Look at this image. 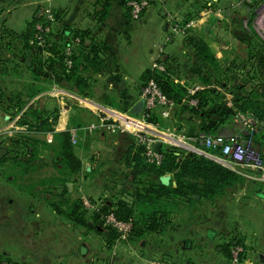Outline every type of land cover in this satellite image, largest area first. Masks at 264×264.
<instances>
[{"label":"trees","instance_id":"obj_1","mask_svg":"<svg viewBox=\"0 0 264 264\" xmlns=\"http://www.w3.org/2000/svg\"><path fill=\"white\" fill-rule=\"evenodd\" d=\"M53 12L56 20L58 12ZM39 18H33L23 32L11 34V40L4 43L3 50H10L11 43L15 41L18 44L15 48L18 57L5 59L0 45V108L9 118L19 114L21 125L29 131L42 134L52 132V139L47 142L34 135H20L13 140L14 148L7 152L12 155L0 158L1 165L7 162L1 172L7 182L20 192L43 200L55 213L63 215L73 224L95 231L108 246L119 235L115 229L104 224V214L113 212L118 219L131 221L130 235H139L142 231L161 235L174 230V215L184 213L187 215L186 222L190 223L196 217L202 201H212L215 197L223 196L228 188L243 182L240 175L215 161L202 155L191 154L187 157L169 145H161L163 159L159 165L149 163L142 155L143 148L132 140L125 146L120 158L97 164L96 167L92 165L89 171H84L82 160L75 150L80 139L73 144L69 130L80 128L86 123H72L69 128L57 132L53 130L59 117L57 108L41 109L36 101L32 105L27 104L55 83L52 78L54 75L61 83L69 85L70 90L79 93L87 85L82 75L85 66L80 71L79 62L86 60L98 70L103 67V59L99 47L85 45L82 35L58 38L48 35L44 46L37 45L34 26ZM207 20L210 24L219 21L212 16ZM197 22L183 34L188 48L186 50L192 56L191 64H194L188 65L190 58L183 62V66L189 67L183 79L174 72L183 67L176 66L177 58L162 54L156 63L163 65L164 69H146L141 75L142 85L153 80L162 93L174 102L176 115L182 110L188 111L191 116L210 119L213 125L206 133L212 134L218 132L219 126L232 121V113L224 108L225 102L222 99L223 94L230 95L235 110L250 113L257 120L258 130L239 136L250 143L253 140L264 158V44L261 41L253 44L252 40L244 38L238 42L246 50L242 56L237 46L234 47L229 40H223L220 44L232 49L223 50V56L218 57L208 38L206 40L204 37L211 33V25L207 22L199 25ZM2 37L0 35L1 40ZM69 46L72 48L67 55L65 48ZM85 47L86 53L77 54V51ZM233 56L234 59L229 60ZM66 59L70 60V65ZM194 84L201 88L193 95L198 98V104L190 107L187 100L192 95L188 88ZM211 101L220 102L212 105ZM213 115L218 119H212ZM160 117L154 112L148 120L157 125ZM175 118L171 116V119ZM209 151L219 154L218 149ZM41 157L44 159L40 160ZM49 162L56 173L45 179L35 178L34 174L40 171V166ZM105 164L110 166L102 171L101 167ZM95 173L106 177L102 188L107 194L100 200L99 209L91 211V216L87 218L81 201L71 198L66 183H74L81 176L89 177ZM165 173L171 175L168 185L159 181V177ZM194 194L199 195V199H195ZM235 240L229 245H233ZM225 251L228 254V244ZM240 259L243 261L244 254ZM187 264L197 262L188 260Z\"/></svg>","mask_w":264,"mask_h":264},{"label":"crops","instance_id":"obj_2","mask_svg":"<svg viewBox=\"0 0 264 264\" xmlns=\"http://www.w3.org/2000/svg\"><path fill=\"white\" fill-rule=\"evenodd\" d=\"M126 1L0 0V35L5 36L2 40L0 39L2 56L5 59L18 57L15 49L18 44L14 41L11 43L12 49L3 50L4 43L8 39L11 40L9 38L11 34L23 32L33 18L40 14L43 7H50L58 12L52 24V36L58 38L82 35L85 45L93 44L99 47L104 64L102 68L96 70L80 57L82 60L79 62V70L81 71L85 66L82 75L87 83L82 91L78 93L70 90L69 85L61 83L54 75L52 78L55 83L37 96L52 95L48 99L55 103L65 99L75 108L82 106L86 108V104L91 106L103 104L117 110H129L140 100L142 73L146 69L153 68L162 54L177 58L188 49L184 36L171 32L173 23H183L192 18L196 21L198 18L194 16L200 17L206 14L208 5L211 4L212 7L220 9L219 5L228 4L235 7L238 4V0H162L153 2L139 19L132 20L127 12ZM234 35L236 36L235 33ZM244 38L238 30V42ZM260 41L264 44V39ZM223 46L227 47V45ZM86 49L87 47L80 49L77 54L86 53ZM63 94H72L75 98L72 99ZM83 94L86 96H82ZM53 95H57L58 98H54ZM42 99L35 100L41 109L45 107V100H47ZM29 103L28 106L32 105L34 100ZM65 107L66 110L69 109ZM224 108L230 109L228 106ZM2 111L0 108V117L6 120L7 117ZM172 116H177L174 109ZM212 118L218 119L216 115ZM198 122L207 124V129L213 125L206 118H198ZM228 123L236 126L232 121ZM228 123L219 126L216 134H222L227 129ZM237 129L236 133L246 134L239 127ZM79 157L84 170L89 171L87 167L91 168V161H87L88 158L84 159L80 155ZM84 160L86 161L83 162ZM227 169L240 175L243 182L228 188L223 196L206 202L208 209L216 213V219L209 221L233 225L236 232L234 237L238 236L234 243L238 241L245 250L244 264H264V237L255 236L254 227L251 226L256 223L255 217H259L258 214L261 213L260 203L264 201V187L261 190L256 187L254 180L250 179L246 173L237 169ZM4 179L0 172V260L7 257L14 264H113L112 262H73L72 259L76 258L73 244L78 240L83 244L84 238L93 241L99 234L90 230L70 235L67 227L72 223L66 217L55 213L43 200H35V197L20 192ZM79 180L81 181L79 191L92 188L100 197L107 194L104 189L101 191L100 187H96L98 190L89 187L91 185L87 183L88 177L81 176ZM73 190L76 194L77 188L73 187ZM227 197L235 205L225 209L222 203ZM262 214L264 216V210ZM259 219L261 220L260 217ZM176 240H178L177 235ZM194 245L195 249L199 248L201 245L199 238H196ZM92 250V254L100 252L95 246H92ZM179 252V249L175 250L176 255Z\"/></svg>","mask_w":264,"mask_h":264},{"label":"rangeland","instance_id":"obj_3","mask_svg":"<svg viewBox=\"0 0 264 264\" xmlns=\"http://www.w3.org/2000/svg\"><path fill=\"white\" fill-rule=\"evenodd\" d=\"M219 7H221L223 12L226 10L224 13L222 12L220 16L209 14L207 10L206 14H202L198 19L197 17L199 15L194 16L198 21L197 23L200 24H202L203 22L209 23L207 19L211 16L219 20L215 24L209 23L211 25L209 27L211 33H207L204 36L206 40L208 38L210 45L212 46L213 50L216 51L215 54L218 57L223 56V50L229 51L230 49H232H228V47L220 44V42L223 40H229L230 43L235 45L234 47L237 46V51H239L240 55H245L243 53L246 52L245 48H243L244 45L241 47L238 43V39L236 38L238 37V30L241 31V34L244 35L247 40H252L253 44L257 42V40L260 41L261 39H264V0H238V4L235 7H231L228 4L219 5ZM41 11L40 13H42ZM234 33L236 34V36L234 35ZM191 57L192 56L190 51L185 50L180 54V56L177 57L176 66H183V62H185L187 58H190V63L188 65L194 66L193 63L191 64ZM233 59L234 56L230 57L229 60ZM172 67L174 66L172 65ZM174 69L175 68H173V71ZM188 69L189 67L187 65H184L179 69V71L174 72H176L177 75H179L180 78L183 79L185 74L189 72ZM49 96L52 95L35 96L29 102L31 103L33 100L35 101L38 98H45L47 99L45 100L46 105L44 107L46 110H52L58 107L59 117L57 119L56 125H54L53 127V130L58 132L69 128L72 123L83 122L87 124L93 121L95 115L93 112L89 111V109L83 106L75 108L73 104L65 99L58 100V103H55L53 100L48 99ZM53 96L54 98H58L57 95ZM67 97L72 98L71 96ZM229 97L231 99L230 95L223 94L222 99L225 102L224 107L228 106L230 108L228 110L232 112L233 103L230 102ZM211 102V104L214 105L219 104L220 101ZM65 106L69 107V109L66 110ZM63 110L64 112L60 114V111ZM174 110L176 109L174 108ZM2 112L6 115L7 118L6 120H3L2 117H0V122L2 123V127L0 128V149L4 151L3 154H0V158L3 156H6V158H8L12 155L11 153L7 152L13 150L14 146L12 144V141L16 140L20 135H34L36 137L42 138L47 142L51 141L52 132H45L42 134L37 133L36 131L34 132L33 130L29 131L26 126L23 127V125H21L19 121V114L9 118L8 114H6L4 111ZM156 113L158 114L157 110ZM226 126L227 129L224 130V132L221 131L222 134L229 135L238 132L236 126H232L231 124L229 125V123ZM157 127L161 130H168L172 132L177 136V140H180L186 144L190 143V139L192 137L200 133H206L207 130V124L199 123L198 117L191 116L188 111L182 110L178 112L175 119H171V117H160V122L157 124ZM131 140L133 141V138L127 133H108L105 130H97L96 132L90 134L82 133L79 144H77L75 150L78 156L80 155L82 156V158L84 157V159L88 158L87 161H91L92 165L96 167L97 164L108 161H115L117 158H120L123 151L125 150V146ZM251 145L256 151L262 154L261 149L255 144L253 140L251 142ZM169 146L175 147L184 153L186 152V150L183 148L184 146L177 143L173 142V145ZM43 159V157L40 158V160ZM85 161L86 160H84L83 162ZM6 166L7 162L3 165L0 164V172H2ZM109 166L110 165L106 164L103 165L101 167L102 171ZM235 169L248 175H253V171L249 167L238 165L235 167ZM54 173H56V170L50 166V162L43 163V165L40 166V171L34 174V177L40 180L45 179L46 177L51 176ZM78 179L74 183H72L74 184V186H72V184L70 186L69 192L71 194V198H78L81 201V198L85 197L93 202H100L101 199L105 198V196L100 197V195H96L97 191L92 190V188H88L87 190L81 189V191H79V185L81 184V181H78ZM4 180L6 181V179ZM105 180L106 177L95 173L92 176L88 177L87 183L91 185L89 187H93V189H97L96 187H100L102 191ZM254 182L256 184V187H259L260 190L263 189L264 182L259 180H254ZM73 187L77 188L76 194L75 190H73ZM36 199L38 198H35V200ZM206 202V200L202 201V204L199 207V211L195 215L196 217L190 223L186 222L187 215H185L184 213H178L174 215L173 221L175 222V227L174 230L170 231L169 233L165 232L159 235L142 231L141 234L129 235L126 239H121L118 236L117 238L113 239L112 244H110L109 246L105 243L104 238L100 235H97L98 237L94 238L93 241L84 238L82 240L83 244L79 243L80 241L78 240L73 244V249L76 252V258L72 259V261H89L93 263L112 262L113 264H155L159 262H165L166 264H187L188 260H191L195 263L197 262V264H214L213 262L217 264H224L230 257L231 245L229 244L234 239L238 238V236L234 237L235 229H233V225L231 226L230 224H221L216 221H209L216 219V213H212L211 210L208 209V204ZM222 204L223 208L225 209H228L235 205L229 197H227V199H225ZM82 208H84L83 205ZM85 210V215L87 216V218H89L92 214V210ZM263 210L264 201L260 203L261 213L258 214L261 220L259 219V217H255L256 223L251 224V226L254 227L253 231L255 236L257 237H264V216L262 214ZM67 229L70 235H77L80 231L82 233L90 231V229L87 227L76 225L73 223L70 224ZM193 231H196V233H193ZM176 235L178 236V240H176ZM196 238H199V240L201 241V245L198 249L194 248V242ZM227 244L228 254H226L227 251H225V247H227ZM92 246H95L96 248L98 247L100 252L96 254L94 252L92 254ZM103 248H106L109 253L107 254V250H103ZM176 249H179L180 251L178 255L175 254ZM2 260L12 262V260L7 257L1 258L0 261Z\"/></svg>","mask_w":264,"mask_h":264},{"label":"built area","instance_id":"obj_4","mask_svg":"<svg viewBox=\"0 0 264 264\" xmlns=\"http://www.w3.org/2000/svg\"><path fill=\"white\" fill-rule=\"evenodd\" d=\"M156 1L162 0H127L125 2L127 12L132 20L139 19L144 11ZM208 13L220 16L223 12L220 8H214L208 5ZM39 14V20L35 23V38L36 44L44 46L46 37L52 35V24L55 22L53 9L45 7ZM224 13V12H223ZM195 23L194 19L186 21L184 24L175 22L171 25V32L183 35L185 30H188ZM77 41V40H76ZM71 46L66 47V54H70ZM66 63L70 65V60L66 59ZM159 70H163L164 66L156 63L154 65ZM198 84H194L188 88L189 93L192 95L187 100V104L196 106L198 98L193 95L200 90ZM64 96H71L72 94H63ZM62 95V96H63ZM63 96V97H64ZM140 100L143 101L142 110L137 114L130 113L129 110H117L109 106L95 105L91 106L86 104V108L93 112L95 117L93 121L85 124L80 128H71L70 140L76 144L80 139V132L94 133L97 130H105L108 133H127L132 138L135 144L143 148L142 155L149 163L159 165L162 161V153L154 150V144L161 142L163 145H173L175 143L176 135L168 130H161L154 123L148 120L150 114L158 112L163 118L171 117L174 109V102L166 97L165 94L159 89L153 80L145 82L140 88ZM66 98V97H64ZM70 98V97H69ZM68 98V99H69ZM65 110V109H64ZM60 111V113H63ZM232 122L234 125L245 131L246 133L254 132L257 129L258 122L250 113L233 110ZM24 127V126H23ZM183 147L186 152L181 154L187 155H202L216 163L235 169L236 166L242 165L249 167L253 171V175H248L250 179L259 180L264 182V158L256 151L251 145L249 140H244L235 134H206L200 133L190 139V143ZM211 149H218L219 154L210 152ZM179 153H177L178 155ZM82 205L88 210H98L100 206L99 201H91L85 197L81 198ZM102 220L106 226L115 229L118 232L119 238L126 239L132 231V222L123 221L118 219L113 212H109L102 216ZM244 247L238 243H233L230 249V257L226 264H244L241 256L244 254ZM0 264H14L7 260L0 261ZM155 264H166L155 263Z\"/></svg>","mask_w":264,"mask_h":264},{"label":"water","instance_id":"obj_5","mask_svg":"<svg viewBox=\"0 0 264 264\" xmlns=\"http://www.w3.org/2000/svg\"><path fill=\"white\" fill-rule=\"evenodd\" d=\"M142 105H143V101L142 100H139L137 101L130 109V113L132 114H137L139 113L141 110H142ZM161 142H156L154 144V150L156 152H159L160 150V147H161ZM4 151L0 149V154H3ZM191 154H187L186 156L189 157ZM194 158V157H192ZM88 170L90 168H87ZM170 180H171V175L170 174H164L162 176L159 177V181L163 184V185H168L170 183ZM67 187H68V190H70V186H71V183H66ZM193 197L195 199H199V195L197 194H194ZM131 264H138V263H131Z\"/></svg>","mask_w":264,"mask_h":264},{"label":"bare ground","instance_id":"obj_6","mask_svg":"<svg viewBox=\"0 0 264 264\" xmlns=\"http://www.w3.org/2000/svg\"><path fill=\"white\" fill-rule=\"evenodd\" d=\"M175 143H177L179 145H182V146H185V144L182 141H180V140H175Z\"/></svg>","mask_w":264,"mask_h":264}]
</instances>
